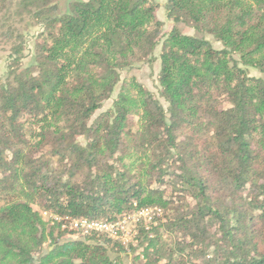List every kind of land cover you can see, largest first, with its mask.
<instances>
[{
	"label": "trees",
	"instance_id": "16d2710c",
	"mask_svg": "<svg viewBox=\"0 0 264 264\" xmlns=\"http://www.w3.org/2000/svg\"><path fill=\"white\" fill-rule=\"evenodd\" d=\"M57 2L0 6V41L10 44L0 84V264H34L46 240L56 244L53 264H116L109 253L125 250L120 241L51 220L47 229L41 214L115 221L144 207L163 210L168 239L137 227L142 264H264V78L247 73L264 75V0H166L167 32L153 0H71L61 13ZM22 16L41 26L26 66L12 22ZM160 42L167 107L136 83L135 95L125 89L90 122L119 70L152 64ZM27 119L41 121L37 131ZM15 192L25 201H12ZM64 233L78 238L59 243Z\"/></svg>",
	"mask_w": 264,
	"mask_h": 264
},
{
	"label": "rangeland",
	"instance_id": "374dc122",
	"mask_svg": "<svg viewBox=\"0 0 264 264\" xmlns=\"http://www.w3.org/2000/svg\"><path fill=\"white\" fill-rule=\"evenodd\" d=\"M16 0H0V6H11ZM71 2V0H58V13L64 12L68 8V4ZM153 2L156 3V10L155 15L156 18L160 21H162V31L167 32L170 30V28L174 25L170 20L166 18L164 4L166 0H153ZM12 7V6H11ZM13 26L16 29L18 33H20L23 37V59L22 64L24 66L29 65L32 63V56L34 52V46H35V38L37 34L41 31V26L38 23H35L32 19H29L26 16H22V18L14 17L13 20ZM179 31L183 34L188 35H197V36H203L205 39H207L211 45L216 48L220 49L222 47L221 43L216 41L211 35L209 34H198L194 31L192 26L188 23H176L175 24ZM162 42V41H161ZM161 42L156 46L153 55L155 57V61L152 64L140 62L136 63L131 68H124L119 70V82L114 87L112 93L110 96L104 100L100 106L99 109H97L93 115L90 118V122L101 112H104L106 110H109L112 108L114 101L117 99L118 95L121 92L126 91L128 92V95L133 96L135 95V87L134 85L136 83L142 85L145 87L148 91L153 93L155 96L158 97V88H157V77H158V71H159V53L161 49ZM9 42H6L4 40L0 41V84L3 83L5 80L6 74H7V64H8V56H9ZM247 73L249 76L254 77H262L264 78V75L258 71V69L254 67H248ZM160 103L164 108L167 107V103L163 100V98L158 97ZM130 118L133 120V123L135 124V128H137L138 123V116L131 115ZM41 121L39 120H33V119H27L26 120V127L28 129H31L32 131H37L39 128ZM79 141L82 143L84 142L83 137L78 138ZM134 159V157L129 158ZM12 196L14 202L16 201H25V198H23L19 192H15ZM11 203V202H10ZM5 203L3 201L0 202V207L3 206ZM33 211H38L39 214H41V210L39 207L31 203L30 204ZM153 208V207H150ZM153 213V214H152ZM132 214V213H131ZM150 215L152 216V219H143L142 225H138V223L128 222L127 223V234H126V242L123 245L124 251L115 253L110 252L111 258L114 259L116 264H142L143 261V250L146 246V243L144 245H139L138 240L134 239L136 236V232L134 233V230L137 227L143 226V229L145 231H150L151 229H157L160 233L162 240H167L168 237H166V232L163 230L164 226L161 225L164 221V213L163 210H160L159 215H156V211L153 210ZM43 218H42V217ZM41 219L44 223H46V228H50L51 222L50 218L48 216H43L41 214ZM17 232H19L18 227L15 229ZM57 232V230L55 231ZM54 232V233H55ZM154 234H150L149 237H153ZM78 238V234H71V233H64L63 236L58 240L59 243L76 239ZM132 244L135 250L131 251L129 250V245ZM54 250H56V244L52 243L50 240H46L43 244V248L41 253H34L33 254V263L34 264H53L54 261L57 260V256L54 253ZM45 256V257H44Z\"/></svg>",
	"mask_w": 264,
	"mask_h": 264
},
{
	"label": "built area",
	"instance_id": "2783aa9c",
	"mask_svg": "<svg viewBox=\"0 0 264 264\" xmlns=\"http://www.w3.org/2000/svg\"><path fill=\"white\" fill-rule=\"evenodd\" d=\"M155 210L156 215H159L160 209L153 207H144L132 214L125 215L122 218L115 221H89L83 218H69L67 216L61 218L59 216H55L49 214L46 211L42 212L43 216H48L51 222L60 223L61 227L75 229L80 231L82 234H87L90 232H99L107 235L108 237L120 241L122 244L126 242V234H127V223H139L143 219H152L153 215H150L151 212ZM153 214V213H152ZM135 233V230H134Z\"/></svg>",
	"mask_w": 264,
	"mask_h": 264
}]
</instances>
